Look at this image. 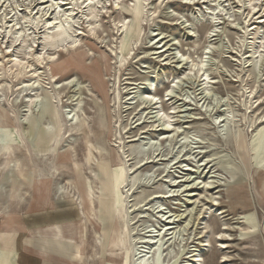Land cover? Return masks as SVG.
I'll list each match as a JSON object with an SVG mask.
<instances>
[{"label": "rangeland", "instance_id": "374dc122", "mask_svg": "<svg viewBox=\"0 0 264 264\" xmlns=\"http://www.w3.org/2000/svg\"><path fill=\"white\" fill-rule=\"evenodd\" d=\"M0 127V214L22 235L43 230L46 197L57 201L44 185L28 195L30 183L57 164L75 186L79 164L102 226L78 238L83 264L108 255L112 226L109 248L125 258L123 236L128 249L150 239L160 210L192 211L189 249L203 264H264V0H0ZM73 198L62 218L83 217ZM21 242L0 240V264ZM173 249L166 263L184 264L188 251Z\"/></svg>", "mask_w": 264, "mask_h": 264}, {"label": "bare ground", "instance_id": "6f19581e", "mask_svg": "<svg viewBox=\"0 0 264 264\" xmlns=\"http://www.w3.org/2000/svg\"><path fill=\"white\" fill-rule=\"evenodd\" d=\"M88 2L91 3L92 0H88ZM59 24L61 25L62 23H59ZM56 25H58V24H56ZM63 25H65V24L63 23ZM70 31L71 30H66L65 32L62 31L60 34H58V36H63V37L59 38V39L63 38L60 42L63 43V42L69 41V38L71 37V35L69 34ZM55 34H56V32H55ZM45 38H49V37L46 36ZM45 38H44V40H46ZM53 40L54 39H52L51 41H53ZM51 41H49V42H51ZM45 42H46L45 44L47 45L48 44L47 41H45ZM55 44H57V43H55ZM48 45H51V43ZM45 48H46V46H45ZM176 83L177 82H175V85H177ZM150 85H153V84L150 83ZM167 96H169V95H167ZM148 97L150 98V100H151V98H153V99L155 98V97H151V96H148ZM148 97H147V100H148ZM71 103H72V101H71ZM162 120H164V124L167 127L171 125L170 121H167L164 119V116L162 117ZM0 128H5V127H0ZM20 132L22 133L23 137L27 136L30 138V132L31 131L30 132L28 131L29 132L28 133V132H26V128H23V130H21ZM39 145L46 147V146L51 145V141L46 139L45 137H37L36 146H39ZM3 150H5L6 154H8L11 151V146H9L8 144H5L3 146ZM37 152H39V151H37ZM60 160L61 159L58 157L57 162H59ZM5 163H6V161H3L2 163H0V171L1 172L3 170H5ZM45 164H47V163H45ZM79 166L80 165L77 164L76 169H75V176H74L75 182H76L75 186H73L70 183V180H68L69 183L66 181L68 184L67 188H66V185H64V180H63L64 178H61V176H62L61 171H60V168L57 167V164L56 165L54 164V166H50V170L49 171L46 170L47 173L44 174L45 175L44 176L45 177L44 182H45L47 193H48V191L51 190V194H54L55 196L57 195L58 197H61V199L59 200V203L60 202L64 203L65 201H63V200L66 199L65 198L66 196L73 198V197H75V195L77 193L79 203L81 205V210L83 212V217H82V214L77 213L79 211H77L76 213L78 214V217H81V219L83 218L85 220V222L82 221L80 225H78L76 220H75L76 223H73V222L71 223L70 220H68L69 218L67 216L62 218V216H60L61 215V212H60V215L57 216L55 223L48 226V229H47L48 247H47V252H46L47 257L50 259L58 260L59 262H61L63 264H80V263L83 264L84 261L82 259H83V256L86 255V249L83 248V245H82V241H84V239L82 238L83 240L80 241L78 238L81 235H84L82 233V231L87 230V224L88 223H91L92 226L94 225L93 229L95 230V233H96L95 238L96 237L100 238L101 237L100 234L102 231L101 223L98 221L96 214H95V205H94V201H93V196H92L91 191H90V186L88 184V181L83 177L84 175H83L82 170H81L82 168L79 170ZM53 179L55 180V183H54V181H52ZM180 182H186V179L184 181H180ZM176 183L177 182H175L174 184L176 185ZM50 185H51V188H50ZM182 187H183V189H181L179 191H170V195L167 197L178 196L179 193H182V191H187L191 188L190 185H185ZM73 188H74V191L76 192V193L74 192V194H72ZM3 190L7 191L8 189L4 188ZM46 198H50V197H46ZM67 201H69V200H67ZM47 202H48V200H47ZM71 202L72 201H69V203H71ZM158 213H162V216H160L162 218H160V219L162 222L165 223V226L163 228L159 229V231L155 232L156 234L154 233L155 234L154 236H147V237H150V239H148V240L144 239L138 243L139 245L136 248L134 247V248L128 249L125 246V241H124V236H123V240L121 242V249H124L126 252L128 251V253H129V255L128 254L125 255V258H120V259L117 258L116 255H114L115 251L112 248H109L111 246L110 245L111 231L114 228L113 226H112V228L110 227L111 231H110L109 238L107 241L108 255H106L105 257H99L98 260L99 261L105 260L108 264H154L153 263L154 256H156V255L159 256L161 254L160 258H162L164 256L165 257L164 263H166V262L168 263L169 259L172 258V255L175 254V249H173V248H175V244L177 243V248L178 249L181 248V250L178 253H180L181 251H185V250L188 251V253H186L187 255L185 257V263L184 264H203L204 260L202 258L200 250L199 249H193L190 251V249H189V243H190V241H193V238H192L191 234L189 233L190 229H191L192 218H190V216H191L192 211L191 210H189V212L185 211L183 214H177V215L173 214V216H166V212L163 213L162 210L158 211ZM78 217H76V219ZM170 217H171V219H168ZM112 221H113V219H112ZM180 223H182V224L179 225ZM110 224H112V223H110ZM176 226H178L177 227L178 231H176ZM97 230H98V232H97ZM120 232H121V234H123L122 230H120ZM149 233H151V232H149ZM204 233H203V235H204ZM166 235H171L172 237L168 238V239H171V240L173 239V246L171 245V248H169V249L166 247V243H167L166 238H165ZM185 236H187V238ZM229 236L226 235L225 232L220 234V236L218 238V240H219L218 242L220 244L219 247L221 249H226L228 247V245L225 242H223V240L226 238L227 239L231 238ZM204 237H205V240H203L202 243H197V244L199 246H202V247H205L208 249L211 245L209 244V241L207 240L206 234L204 235ZM187 245H188V247L186 248ZM152 246H153V248L155 247L154 252L152 251ZM184 246H185V249L182 250V247H184ZM166 251L169 252V254H166ZM158 253H160V254H158ZM178 253H177V256L179 255ZM177 256H175V258ZM90 260H92V258H90ZM177 260H178V257L175 261H177ZM229 260H228V257H223L222 263H226ZM164 263H162V264H164ZM169 264H170V262H169Z\"/></svg>", "mask_w": 264, "mask_h": 264}, {"label": "crops", "instance_id": "0c3cea01", "mask_svg": "<svg viewBox=\"0 0 264 264\" xmlns=\"http://www.w3.org/2000/svg\"><path fill=\"white\" fill-rule=\"evenodd\" d=\"M43 180V179H42ZM37 185L40 187L38 188ZM44 185V186H43ZM41 186H43L44 189H46L45 182L39 181V184H37V178L36 180L32 181L28 187L30 192H28V195L35 190H41ZM42 188V189H43ZM47 194V190H46ZM33 197V195H32ZM57 199L56 202L50 203V198H46L48 200L47 205L45 207V213L41 216L42 222L44 223L45 228L43 230H27L28 235L24 236L21 234L22 229H19L21 226H23L18 219V217H10V213H2L0 216L8 217L6 220L2 219L0 217V240L1 239H10L11 241H19L22 240L21 244L16 243L10 245L6 251H2L3 253H9L10 256L8 259L4 261V264H63L59 262L58 260L50 259L47 257V247H48V239H47V229L50 224V218L54 215H60L61 210L63 211H70L72 208L69 207L68 202L66 199H64L63 202L59 203V200L61 197H56L54 194L52 198ZM66 196L65 198H67ZM38 203V202H37ZM14 204H12L13 207ZM18 205V203H17ZM15 206V205H14ZM35 206V207H34ZM13 209V208H12ZM33 209H38L37 205H33L31 212H34ZM35 210V211H36ZM13 210H10V212ZM61 216V215H60ZM71 221H75L76 218L75 215H71V213H67L66 215ZM29 224V223H28ZM29 226V225H28ZM6 232V233H5ZM94 261H98L96 259L91 260L89 263L91 264Z\"/></svg>", "mask_w": 264, "mask_h": 264}]
</instances>
